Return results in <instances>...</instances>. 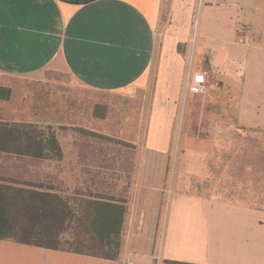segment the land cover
Returning a JSON list of instances; mask_svg holds the SVG:
<instances>
[{
    "label": "crops",
    "instance_id": "0c3cea01",
    "mask_svg": "<svg viewBox=\"0 0 264 264\" xmlns=\"http://www.w3.org/2000/svg\"><path fill=\"white\" fill-rule=\"evenodd\" d=\"M242 23L253 32L247 44L236 37ZM200 72L221 101V121L204 109L211 134L201 138L186 132L195 110L180 104ZM0 73L30 82L65 73L93 98L126 99L124 120L142 143L134 156H108V166L87 160L107 179L104 194L125 200L116 258L0 239V264H264L261 156L242 148L259 142L246 134L264 133V0H0ZM109 101L90 105L99 126ZM95 104L108 111L95 114ZM62 125L91 127L66 117ZM68 135L60 160L38 158L60 164L63 182L80 179L85 158Z\"/></svg>",
    "mask_w": 264,
    "mask_h": 264
},
{
    "label": "rangeland",
    "instance_id": "374dc122",
    "mask_svg": "<svg viewBox=\"0 0 264 264\" xmlns=\"http://www.w3.org/2000/svg\"><path fill=\"white\" fill-rule=\"evenodd\" d=\"M46 79L48 80L30 82L27 79L16 80V78L0 73V88L10 89L8 99L0 98V120L30 122L40 126L50 125L55 129L58 140L61 138L63 129L68 131V138L79 145L81 155L85 157L81 162V173H76L80 179L69 177L64 182L61 181V165L55 162L17 154L16 158H14L13 155H10L11 153H0V181L11 182L16 179V182L21 185H38L42 188L53 187L54 190L62 191L61 194L63 196H71L73 198L105 195L104 193H107L108 186L107 179L102 178L101 173L99 175L97 174L98 172L92 173L91 171L94 168H91L92 170L89 166L87 168L86 165L90 164L87 160L89 159L93 164L108 166L111 164L108 156H134V154L140 152L142 146L140 131L133 128L134 123H127L124 120V117H129L130 115L124 114L123 104L127 100L117 97L110 99L93 98L94 92L74 84L69 75L65 73L49 74ZM206 83L208 85L206 92L199 93L193 90L192 92H187L186 96L184 93L180 100L182 107L187 102L195 110V113L187 116L197 124H193L192 129L186 132L199 138L210 137L211 134V131L204 129L202 124L207 117L203 115L205 110H213L217 113V115L214 114L213 119H209L210 121H221L219 115L221 101L218 97V90H216L218 86H210L208 81ZM12 88L13 92L11 93ZM94 100L102 102H110L109 100H111L114 105L109 109L111 113L109 115L110 120L102 122L100 126L89 117V108ZM63 107L65 108L64 114L62 113ZM106 109L107 107L105 108L101 104L94 105L96 114L104 115L108 111ZM64 117L72 120L75 124H87L91 127H63ZM98 128H104L111 133L100 132ZM182 132L179 124H177L175 129L176 144ZM212 132L213 137H222L220 129ZM239 136L243 137V135ZM244 138H255V140L259 141L254 147L249 143H245L242 148H244L245 153L247 149H251V153L253 151L255 155L260 154L261 156V193L264 198V133H248ZM90 156H95L94 161L92 160L93 158H89ZM97 156L101 157L100 160H96ZM67 182L70 183L69 187L63 185L67 184ZM217 182L220 184V179ZM99 185H101V188ZM197 186L200 190H204V180L202 179Z\"/></svg>",
    "mask_w": 264,
    "mask_h": 264
},
{
    "label": "trees",
    "instance_id": "16d2710c",
    "mask_svg": "<svg viewBox=\"0 0 264 264\" xmlns=\"http://www.w3.org/2000/svg\"><path fill=\"white\" fill-rule=\"evenodd\" d=\"M9 95V88H0V98ZM0 153L62 157L50 125L3 120ZM125 212V200L108 195L73 198L53 187L0 181V239L114 259L122 246Z\"/></svg>",
    "mask_w": 264,
    "mask_h": 264
},
{
    "label": "built area",
    "instance_id": "2783aa9c",
    "mask_svg": "<svg viewBox=\"0 0 264 264\" xmlns=\"http://www.w3.org/2000/svg\"><path fill=\"white\" fill-rule=\"evenodd\" d=\"M220 1V0H217ZM237 41L241 44H247L253 37L251 28L246 24H239L236 29ZM204 72L193 74L186 81V87L191 88L195 92L204 93L206 92L208 85L204 78ZM127 264H135L133 261H128Z\"/></svg>",
    "mask_w": 264,
    "mask_h": 264
}]
</instances>
